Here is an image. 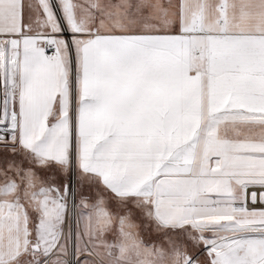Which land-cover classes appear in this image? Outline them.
I'll list each match as a JSON object with an SVG mask.
<instances>
[{
	"label": "snow or ice",
	"instance_id": "1",
	"mask_svg": "<svg viewBox=\"0 0 264 264\" xmlns=\"http://www.w3.org/2000/svg\"><path fill=\"white\" fill-rule=\"evenodd\" d=\"M0 264H264V0H0Z\"/></svg>",
	"mask_w": 264,
	"mask_h": 264
}]
</instances>
